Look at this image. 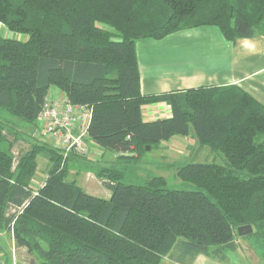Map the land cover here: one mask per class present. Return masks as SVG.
Segmentation results:
<instances>
[{
    "label": "trees",
    "instance_id": "1",
    "mask_svg": "<svg viewBox=\"0 0 264 264\" xmlns=\"http://www.w3.org/2000/svg\"><path fill=\"white\" fill-rule=\"evenodd\" d=\"M0 23L26 36L0 35L1 109L36 124L55 87L91 107L88 143L121 158L138 159L147 146L193 129L228 161L179 167L197 190L168 188L163 176L127 184L124 172L100 166L96 177L111 191L105 199L70 180V156L48 144L33 140L15 160L13 147L25 137L0 122V232L35 264H161L165 257L189 264L200 254L223 261L239 227L264 235V105L237 84L144 94L136 50L139 40L202 26L232 42L254 37L264 0H0ZM160 102L172 106V117L145 121L142 106ZM41 154L51 165L35 192ZM11 206L23 210L10 213Z\"/></svg>",
    "mask_w": 264,
    "mask_h": 264
},
{
    "label": "crops",
    "instance_id": "2",
    "mask_svg": "<svg viewBox=\"0 0 264 264\" xmlns=\"http://www.w3.org/2000/svg\"><path fill=\"white\" fill-rule=\"evenodd\" d=\"M7 33L6 27L0 23V35L6 36ZM136 50L139 59L141 91L144 94L159 95L201 86L237 84L264 105V24L254 37L238 39L235 42L227 40L218 27L202 26L182 30L161 40H139L136 43ZM50 92L53 95L63 94L55 87H52ZM144 120L154 121L155 119L144 118ZM169 142L163 141L162 146ZM169 147H167L168 150ZM175 148L177 146L173 145L171 152ZM92 155L86 158L88 163L85 159L80 161L79 156L76 155H71L69 158V161L74 160L76 164V168L69 171V179L76 180L86 192H88L87 183L91 181L88 178L90 173L83 183L74 178L73 174L80 173L82 166L88 164L91 166L92 158L99 160V154ZM37 162L38 168L32 179L34 191L38 190L42 175L47 173L51 165L45 155L38 157ZM109 195L111 196V191ZM251 236L255 235L240 236L238 234L235 239L236 249L226 251V259L223 261L200 254L189 264H264V251L255 244ZM1 238L3 241L6 239L8 250L0 255V264L2 261L4 264H13L14 261L16 264H28L30 259L34 258L25 248L16 245L13 247V235L7 232H0V250L3 251L6 247L1 243ZM164 259L171 264H182L168 257Z\"/></svg>",
    "mask_w": 264,
    "mask_h": 264
},
{
    "label": "rangeland",
    "instance_id": "3",
    "mask_svg": "<svg viewBox=\"0 0 264 264\" xmlns=\"http://www.w3.org/2000/svg\"><path fill=\"white\" fill-rule=\"evenodd\" d=\"M15 36L19 39H25V35L12 34L8 31L6 37ZM152 40V39H151ZM58 97L59 95H53ZM164 105L157 104H148L147 116L144 118L155 119V116L158 114H173L172 106L166 102H160ZM156 114V115H154ZM165 119V118H162ZM0 122L5 124L6 129L10 131H17L25 138L17 141L13 147V154L15 157H18L19 154L27 150L30 145L33 143L32 134L36 129V124L29 123L24 119L14 116L7 111L0 108ZM12 138V137H11ZM170 140V139H169ZM167 140V142H169ZM90 145V155L93 153L99 154L100 158L97 161L96 158H92V165L89 164L82 166L80 173H74V178H77L80 183L85 181V178L88 175V178L91 181H88L86 190L88 193L95 195L97 197L109 199L110 189L104 185L101 179L96 176L97 168L100 166H114L116 169L124 172L123 181L127 184H144L148 179L153 176H163L167 180V187L171 189H181V190H197L198 187L191 181H187L179 177L178 168L182 165H185L190 162H200V163H216L220 165L228 164V161L225 155L221 151H215L209 146L201 145L197 141V137L191 129L188 135H174L168 144L162 146H154L153 148L148 149L141 155L138 159H124L121 158L117 152L106 150L93 142H89ZM173 145H176L174 151L171 152ZM169 147V150L167 147ZM170 151V152H168ZM44 157L43 154L39 155ZM93 156V155H92ZM80 161H84V158L79 157ZM86 163H88V160ZM111 161V162H110ZM68 165L71 169L76 168L74 160L68 162ZM246 173H242L244 176ZM95 175V176H94ZM10 235H8L9 237ZM6 238V237H5ZM263 251H264V235L263 236H251ZM1 238V243L6 245V239ZM6 245L5 249L0 250V255H3V252L8 250ZM15 247V246H14ZM214 260L222 261L218 258L211 257ZM31 261L28 264H35V259H30ZM161 264H171L167 259H163Z\"/></svg>",
    "mask_w": 264,
    "mask_h": 264
},
{
    "label": "built area",
    "instance_id": "4",
    "mask_svg": "<svg viewBox=\"0 0 264 264\" xmlns=\"http://www.w3.org/2000/svg\"><path fill=\"white\" fill-rule=\"evenodd\" d=\"M147 105L142 106L143 118L148 114L146 110L148 109ZM171 117L172 114L168 113L158 114L155 116V120ZM91 119V107L86 104L71 102L64 93L58 97L52 96V92L49 91L43 108L38 115L32 139L61 150L64 159L71 155L80 157L90 156V145L87 138ZM17 159L18 157H15V160ZM16 163L17 161L15 165ZM47 178V173L42 175L39 187L45 185ZM22 210L23 207H10V213H18L22 212ZM14 246L15 242H13ZM1 264H4V262L2 261ZM13 264H16V262L14 261Z\"/></svg>",
    "mask_w": 264,
    "mask_h": 264
},
{
    "label": "water",
    "instance_id": "5",
    "mask_svg": "<svg viewBox=\"0 0 264 264\" xmlns=\"http://www.w3.org/2000/svg\"><path fill=\"white\" fill-rule=\"evenodd\" d=\"M147 148L150 149L149 146H147ZM237 232L240 236H246V235L252 234L253 227L251 225L241 226L238 228Z\"/></svg>",
    "mask_w": 264,
    "mask_h": 264
}]
</instances>
